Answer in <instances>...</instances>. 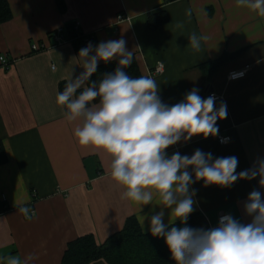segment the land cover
Instances as JSON below:
<instances>
[{"label": "crops", "instance_id": "obj_1", "mask_svg": "<svg viewBox=\"0 0 264 264\" xmlns=\"http://www.w3.org/2000/svg\"><path fill=\"white\" fill-rule=\"evenodd\" d=\"M8 1L13 19L0 24V57L11 61L9 69L0 67V144L7 157L0 166V257L34 253L38 259L31 264H63L71 242L93 236L102 245L121 232L128 219L136 217L140 224V215H150L153 208L144 206L139 213L137 205L120 200L123 189L108 175L106 162L78 145L73 134L78 122H67L66 109L56 103L71 73L74 79L83 71L78 54L84 47L70 38L77 24L82 35H94L93 46L121 38L130 51L139 45L135 59L141 75L152 76L162 64L163 72L153 79L169 106L193 88L202 98L212 92L220 95L217 106L226 102L228 114L217 121V136L182 139L166 149L169 157L174 152L190 157L196 149L214 158L235 156L237 173L264 158V17L236 0ZM189 8L190 20L185 15ZM151 16L167 22L152 30ZM178 21L184 23L182 29L175 27ZM60 30L66 42L55 45L52 35ZM193 32L210 37L198 53L188 46ZM36 44L46 49L33 52ZM225 55L226 63L211 72ZM107 63L100 61L98 67ZM246 68L250 71L245 79L229 80L232 72ZM219 136L230 137V143L220 144ZM191 189L196 190L197 203L189 217L195 215L196 227L205 229L227 214L249 223L243 207L249 193L256 189L264 194L259 177L238 180L228 188L204 186L200 180ZM22 202L35 212L33 220L17 211ZM153 203H159L158 198ZM164 211L165 224L175 220L169 218V209ZM144 223L143 232L150 233L149 221ZM168 264L175 262L171 258Z\"/></svg>", "mask_w": 264, "mask_h": 264}, {"label": "clouds", "instance_id": "obj_2", "mask_svg": "<svg viewBox=\"0 0 264 264\" xmlns=\"http://www.w3.org/2000/svg\"><path fill=\"white\" fill-rule=\"evenodd\" d=\"M236 3L264 17V0ZM185 15L190 20L192 9H187ZM175 27L182 29L184 23L178 21ZM188 39V46L198 53L202 42L210 37L193 32ZM126 44L121 38L96 46L89 43L80 49L78 57L83 71L74 79L71 73L63 91L57 93L56 103L66 109L64 119L78 122L73 132L78 145L106 162L108 175L123 189L121 201L134 203L139 213L144 206H153L150 215H140L141 229L145 230L144 222L148 220L147 231L164 239L175 264H264L261 191L253 189L243 205L245 214L251 217L247 224L227 214L212 228L187 226L197 203L192 184L203 180L204 186L228 188L238 180L259 177V185L264 188V158H257L251 168L237 173L239 161L235 156L214 158L212 153L196 149L190 157L179 152L169 157L166 149L182 139L187 142L193 136H217V121L228 114L226 102L217 106L215 94L202 98L197 88L186 93L181 102L171 106L162 102L155 79L144 75L132 77L124 70L131 66L135 50L139 49L137 45L130 51ZM113 59L118 61L113 72L90 80L100 61L107 63ZM51 68L53 72L57 70L55 64ZM243 75L242 71L231 73L229 78ZM154 198L159 203H153ZM156 206H160L159 212L154 211ZM164 209H169V218L174 216L181 226H175L170 219L165 224ZM17 211L28 221L36 215L27 202H22ZM36 259L34 253L23 257L5 255L0 257V264H31ZM100 260L107 264L103 257Z\"/></svg>", "mask_w": 264, "mask_h": 264}, {"label": "trees", "instance_id": "obj_3", "mask_svg": "<svg viewBox=\"0 0 264 264\" xmlns=\"http://www.w3.org/2000/svg\"><path fill=\"white\" fill-rule=\"evenodd\" d=\"M151 16L149 27L154 30L167 22L166 18L153 20ZM13 19V12L8 0H0V24H5ZM70 38L76 42L77 47H81L85 35L79 33L76 29H70ZM229 56L225 55L214 62L211 72L222 67ZM118 66V61L107 63L97 68L90 80H99L104 73L113 72ZM130 76H141L136 59L130 67L124 69ZM65 84L60 87L63 91ZM7 161L6 153L2 144H0V166ZM195 215L188 218L187 226L197 228ZM181 226L180 222L174 224ZM103 257L108 264H168L171 254L162 237H154L151 233H144L136 217L127 220L124 229L112 236L102 245H98L93 236L79 238L68 245L63 258V264H91Z\"/></svg>", "mask_w": 264, "mask_h": 264}, {"label": "built area", "instance_id": "obj_4", "mask_svg": "<svg viewBox=\"0 0 264 264\" xmlns=\"http://www.w3.org/2000/svg\"><path fill=\"white\" fill-rule=\"evenodd\" d=\"M76 30L78 32H80V27H79V24L76 25ZM53 38H54V41H55V45H60V44H63L66 42V39L64 38V36L62 35V30L56 32L55 34L52 35ZM89 43H91L92 45H94V35H86L83 40H82V45L83 47H86ZM33 49V52H39L43 49H46V46H43V45H39V44H36L32 47ZM11 65V61L4 57V56H1L0 57V67L1 68H4V69H9ZM163 65L162 64H159V66L156 68V70L154 71L153 75L151 76L152 78L155 77L156 75L160 74L163 72ZM244 75L242 77H238V78H235V79H230L229 80L231 82H235V81H239V80H243L247 77L248 75V72L250 71V68H246L244 70H241ZM241 71H236V72H232V73H239ZM211 94H215L216 96V102L222 100V97L220 95H218L217 93L215 92H212V93H208V95L206 96V98L211 95ZM222 139H226V142H221ZM218 140H219V143L222 144V145H226L228 143H230L231 141V138L230 137H225V136H219L218 137ZM31 214V213H30Z\"/></svg>", "mask_w": 264, "mask_h": 264}]
</instances>
